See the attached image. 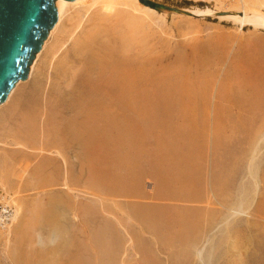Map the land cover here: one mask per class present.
Wrapping results in <instances>:
<instances>
[{
	"label": "rangeland",
	"instance_id": "obj_1",
	"mask_svg": "<svg viewBox=\"0 0 264 264\" xmlns=\"http://www.w3.org/2000/svg\"><path fill=\"white\" fill-rule=\"evenodd\" d=\"M149 1L69 2L0 106V264H264V27Z\"/></svg>",
	"mask_w": 264,
	"mask_h": 264
},
{
	"label": "water",
	"instance_id": "obj_2",
	"mask_svg": "<svg viewBox=\"0 0 264 264\" xmlns=\"http://www.w3.org/2000/svg\"><path fill=\"white\" fill-rule=\"evenodd\" d=\"M55 1L0 0V105L17 82L27 79L35 55L56 22ZM137 1L154 11H171L149 0Z\"/></svg>",
	"mask_w": 264,
	"mask_h": 264
},
{
	"label": "bare ground",
	"instance_id": "obj_3",
	"mask_svg": "<svg viewBox=\"0 0 264 264\" xmlns=\"http://www.w3.org/2000/svg\"><path fill=\"white\" fill-rule=\"evenodd\" d=\"M118 0H76L74 2H72V5H88V3H93V4H99L101 11L104 12V14H107V16L109 14H111L114 11V7L115 4ZM133 5H136L138 2L137 0H129ZM69 2H66L64 0H56L54 2V7L57 13V19L56 22L54 24V26L52 27V32L56 30L57 26H59V23L61 21V18L63 16V13L65 11V9H67L66 7L69 6L68 4ZM231 5L230 7H227V5H216L217 7H219L220 9H224V11H221V14H224L225 16L223 17L226 20H231L235 23H238L240 25V27L245 26V25H249L252 26L254 28H263L264 27V15L263 13H261L258 9L261 7H264V0H234L233 3L229 4ZM71 6V5H70ZM90 6V5H89ZM80 7V6H79ZM227 7V8H226ZM116 8V7H115ZM258 8V9H257ZM145 10H149V8H143ZM219 9V10H220ZM233 10H239L240 13H234V15H232V11ZM210 11H207V13H209ZM198 13H202L199 11H192L191 15L193 16L194 14H198ZM230 13V14H229ZM106 16V15H105ZM195 17V16H194ZM79 27V26H78ZM78 27H74L72 29V32L70 33L69 37L71 38L73 36V33H75V29H77ZM51 30L48 33V36H50L52 34ZM51 32V33H50ZM94 36V34H92ZM47 36V38H48ZM91 37V36H90ZM46 38V40H47ZM69 39V38H68ZM77 39V38H75ZM74 39V40H75ZM96 39V38H95ZM45 40V41H46ZM44 41V42H45ZM43 42V44H44ZM92 43V42H91ZM42 44V46H43ZM97 44V43H96ZM84 45V43H83ZM87 45V44H86ZM41 46V49H42ZM86 47V46H85ZM90 47L87 45V48ZM105 47V46H104ZM91 48V47H90ZM89 48V49H90ZM40 49V51H41ZM84 49V46H83ZM88 49V50H89ZM108 49V48H107ZM97 50V49H96ZM39 51V52H40ZM84 51V50H83ZM82 51V53H83ZM104 51V50H103ZM38 52V53H39ZM85 52V51H84ZM89 52V51H88ZM94 52V51H93ZM110 53V52H109ZM95 54V53H94ZM37 55V54H36ZM86 55V54H85ZM91 55V54H90ZM113 55V54H111ZM122 56V55H121ZM109 57V56H108ZM114 57V56H113ZM112 57V58H113ZM106 58V57H105ZM118 58V57H117ZM118 60V59H117ZM116 60V61H117ZM34 61V60H33ZM119 61V60H118ZM104 62V61H103ZM102 62V63H103ZM33 63V62H32ZM114 64V63H113ZM32 65V64H31ZM104 65V64H103ZM107 67V66H106ZM111 67V71H112V75H102L100 77V79L98 80V82H96V84L93 86V92L91 93L92 95H96V97H100L102 98L104 101L111 99V98H115L116 101L120 102V103H135L137 102V100L139 99L138 95H137V88H138V80L134 74V70L133 67L131 68L130 66L125 67V65H123V63L120 64H114V65H110ZM102 70V69H101ZM100 70V71H101ZM104 70V69H103ZM29 71H30V67H29ZM110 73V72H109ZM29 77V74H28ZM27 77V79H28ZM26 79V80H27ZM25 80V81H26ZM19 82H24V81H19ZM19 82H17L16 84H18ZM15 84V85H16ZM14 85V87H15ZM13 87V88H14ZM81 87V85H80ZM88 87V85H87ZM91 87V86H89ZM12 88V89H13ZM92 88V87H91ZM11 89V91H12ZM11 91L9 92V94L11 93ZM7 95V99L8 96ZM113 96V97H112ZM6 99V101H7ZM88 100V99H87ZM91 100V99H90ZM5 101V102H6ZM110 101V100H109ZM4 102V103H5ZM97 102V101H96ZM108 102V101H107ZM106 102V103H107ZM4 103H2L1 105H3ZM94 103V102H93ZM105 104V103H104ZM0 105V106H1ZM106 105V104H105ZM99 106V105H98ZM97 106V107H98ZM85 107V106H84ZM94 107V106H92ZM90 111V109H89ZM92 111V110H91ZM96 112V111H95ZM84 114H86L85 112H83ZM91 114V113H90ZM89 114V115H90ZM94 116V115H92ZM91 116V117H92ZM90 117V118H91ZM85 118V117H84ZM93 118V117H92ZM82 120V119H81ZM92 119H90L91 121ZM73 122V121H72ZM81 122V121H80ZM93 122V121H92ZM69 124V123H68ZM84 125V124H83ZM72 126V125H71ZM74 126V125H73ZM100 126V125H99ZM78 127V126H77ZM76 127V128H77ZM67 128V127H66ZM86 128V127H85ZM70 130V128H69ZM75 130V129H74ZM82 130V129H81ZM72 131V130H71ZM76 131V130H75ZM68 132V130H67ZM77 132V131H76ZM81 132V131H80ZM71 133V132H70ZM79 133V131H78ZM69 134V133H68ZM89 134V133H88ZM77 135V134H76ZM83 135V134H82ZM90 136V135H89ZM76 137V136H75ZM95 137V136H94ZM70 138V137H69ZM79 139V138H78ZM69 140V139H68ZM74 140V139H73ZM80 140V139H79ZM85 140V138H84ZM89 140V139H88ZM96 140V139H95ZM94 142V141H93ZM74 144V143H73ZM85 144V143H84ZM83 144V146H84ZM89 144V143H87ZM86 145V144H85ZM91 144H89L90 146ZM89 146L87 145L88 149ZM84 147V148H87ZM96 147V146H95ZM5 213V210L2 212ZM7 215L5 217V220L8 219V217H10V215L7 212ZM1 217H3L0 214V220L3 221V225L4 224V219H1ZM3 225L0 226V231L3 229ZM200 256V255H199Z\"/></svg>",
	"mask_w": 264,
	"mask_h": 264
},
{
	"label": "built area",
	"instance_id": "obj_4",
	"mask_svg": "<svg viewBox=\"0 0 264 264\" xmlns=\"http://www.w3.org/2000/svg\"><path fill=\"white\" fill-rule=\"evenodd\" d=\"M185 1H188V2H192V3H196V4H200V5H203V6H211V5H227V4H230V3H233L234 0H185ZM4 209V207H3ZM3 211V210H2ZM2 211L0 212V214L3 216L1 217V219H4V224H6L5 221H7L8 219L5 220V217L8 216L7 215V210H5V213H2ZM3 225V221L0 220V226Z\"/></svg>",
	"mask_w": 264,
	"mask_h": 264
}]
</instances>
